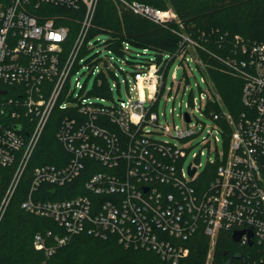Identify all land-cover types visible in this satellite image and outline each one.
Wrapping results in <instances>:
<instances>
[{"label":"built area","instance_id":"2783aa9c","mask_svg":"<svg viewBox=\"0 0 264 264\" xmlns=\"http://www.w3.org/2000/svg\"><path fill=\"white\" fill-rule=\"evenodd\" d=\"M99 1L0 0V168L11 175L0 201V222L30 171L22 207L57 224L56 229L34 235L35 248L46 257L81 233L114 235L125 247L154 251L173 264L188 255L184 242L200 229L213 244L221 230H229L232 236L244 231L241 244L264 245V42H250L239 34L228 41L222 34L215 39L216 52L185 30L173 8L115 0L161 25L177 24L172 30L180 38L178 53L157 62L142 56L147 49L132 55L128 40L116 48L111 33H93ZM67 22L79 24L73 41V27ZM105 33L107 39L99 37ZM100 46L103 50L96 49ZM199 49L244 82V110L232 114L220 102L221 110L210 115L215 125L209 134L215 130L219 135L206 136L203 143L221 137L223 151L202 169L200 162L184 165L197 134L190 111H186L190 121L184 113L182 129L172 132L168 125L163 127L172 140L159 139L155 133L160 131L149 128L158 124L153 106L168 87L175 60L184 65L185 74L190 60L202 73L206 69ZM112 59L129 63L132 71L121 68L127 99L105 103L121 85L120 80L110 82V66H118ZM101 61L104 67L99 66ZM85 67L96 74L87 92L78 79L74 87L72 83L73 75ZM203 80L210 89L207 110L209 101L217 98L207 74ZM104 86L105 95L95 93ZM55 110L64 113L56 137L69 159L64 165L33 166ZM211 165L214 176L204 184L200 176ZM85 171L92 173L84 191L74 196L53 199L44 189L71 184Z\"/></svg>","mask_w":264,"mask_h":264},{"label":"trees","instance_id":"16d2710c","mask_svg":"<svg viewBox=\"0 0 264 264\" xmlns=\"http://www.w3.org/2000/svg\"><path fill=\"white\" fill-rule=\"evenodd\" d=\"M133 1V0H129ZM163 9L173 8L185 26V30L202 44L219 52L215 39L226 35L227 40L236 34L250 42H264V0H138ZM96 27L93 33L102 31L111 33L115 47L119 48L124 40L130 42L131 48L147 49V59L161 62L166 56L175 57L180 48V38L172 30L177 27L174 22L166 25L156 23L146 17L135 14L129 8L115 0H100L95 15ZM73 27L71 40L75 38L79 24L67 22ZM205 36H202V33ZM210 44V45H209ZM205 61L207 74L213 85L215 100L208 103L207 114L221 110L220 102L232 114L244 110L242 103L243 79L222 69L221 63L208 52L199 49ZM105 95L104 86L95 91ZM218 100V101H217ZM64 113L55 110L43 138L35 152L33 166L49 163L64 165L69 154L56 137L59 119ZM227 127V137L231 127ZM226 137V136H225ZM215 166H207L200 176L201 182L207 183L214 175ZM0 168V201L7 187L9 176ZM85 171L82 176L66 186L45 185L44 189L50 198H67L84 191V183L91 175ZM31 177L29 171L22 179L0 222V264H173L163 260L154 251L128 248L121 244L117 237L106 238L88 233L75 235L71 241L62 246L51 257L35 248L34 235L46 229H56L57 224L46 218L26 211L22 201L27 195ZM190 251L176 264H229L225 256L228 253L242 254L251 264L264 260V245L241 244L233 239L229 230H221L215 244L211 263H208L211 240L200 229L189 240L184 242ZM234 256V255H233ZM236 264H242V261Z\"/></svg>","mask_w":264,"mask_h":264},{"label":"rangeland","instance_id":"374dc122","mask_svg":"<svg viewBox=\"0 0 264 264\" xmlns=\"http://www.w3.org/2000/svg\"><path fill=\"white\" fill-rule=\"evenodd\" d=\"M99 37L102 39H107L108 35L105 33L99 35ZM96 49L103 50V47L100 46ZM135 52L141 51L137 47H132L131 54L135 55ZM148 53L149 52H147V54ZM195 53L197 54V52ZM142 56L146 57L147 55L142 53ZM131 59L135 58L132 57ZM112 61H115V59H112ZM115 62L118 64V66H110L111 70L109 71V79L111 84H115L118 80H120V90H118L117 87H114L111 97L109 99H106L104 101L105 103L116 102L119 99H127L128 96L125 91V84L122 82L123 72L121 71V68L127 71H132V67L129 63L121 62V60H116ZM189 62L190 67L187 65L186 74L184 73V65L178 58L171 66L167 78L168 87L164 89L163 94L159 97L158 101L153 106V111L157 112L159 115L158 124H150L149 128L158 129L160 131L159 133H155L156 137H158L159 139L172 140L173 137H171L167 132H163V127L168 125L172 132H175L178 129H182V127L186 124L184 113L186 111H190L193 118L191 126L195 125L194 130L197 134L190 143L184 165L187 167L191 162H200V169H202L207 165L209 161L215 160L217 156L223 151V142L222 138L220 137V140L218 142L212 141L211 144L207 145L203 143L204 137L207 136L211 139H214V135L219 134L215 130L212 132V134H209L210 130L213 129L212 127L215 125L214 120L207 114L205 109L207 94H209L210 89L208 84L203 80V73L198 69L196 63L192 60H190ZM99 66L104 67V62L101 61V65ZM175 70L177 72L176 78L173 77V73ZM90 72V69L88 67H85L81 68L77 74H74L72 77L73 87L75 86V82L78 79L80 84L84 86L83 91H89L93 87L96 78V74H90ZM114 74H116V77L114 76ZM171 87L172 91L169 92V88ZM211 90H213L212 84ZM79 91L80 87L78 86L77 92ZM201 95L204 96V100H202L204 106L202 107L199 105L201 101ZM194 100L197 103L195 107ZM175 126L177 129H175ZM7 174L9 176V173ZM215 244H213L211 240L208 263H211Z\"/></svg>","mask_w":264,"mask_h":264},{"label":"water","instance_id":"95a60500","mask_svg":"<svg viewBox=\"0 0 264 264\" xmlns=\"http://www.w3.org/2000/svg\"><path fill=\"white\" fill-rule=\"evenodd\" d=\"M185 117L187 121H190V115L188 114V112L185 113ZM195 172V169H191L190 173L193 174ZM244 231H235L233 233V239L235 241H239L241 239V235ZM253 235V232L250 230L249 232V236L251 237ZM250 244H252V241H250ZM236 257H242V254H237ZM242 264H251L246 258L242 259ZM256 264H264V261H259Z\"/></svg>","mask_w":264,"mask_h":264},{"label":"flooded vegetation","instance_id":"af4514ba","mask_svg":"<svg viewBox=\"0 0 264 264\" xmlns=\"http://www.w3.org/2000/svg\"><path fill=\"white\" fill-rule=\"evenodd\" d=\"M239 242V241H236ZM225 256L227 259H229L228 263L229 264H236L237 262H240V260L242 261L241 257H236V251L234 253H228L227 251H225ZM234 255V256H233Z\"/></svg>","mask_w":264,"mask_h":264}]
</instances>
